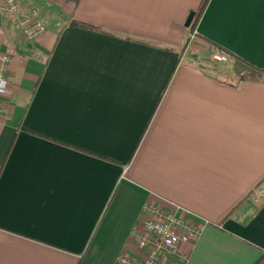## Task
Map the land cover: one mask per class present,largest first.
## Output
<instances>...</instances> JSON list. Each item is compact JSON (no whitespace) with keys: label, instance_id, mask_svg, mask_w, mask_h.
Masks as SVG:
<instances>
[{"label":"crops","instance_id":"0c3cea01","mask_svg":"<svg viewBox=\"0 0 264 264\" xmlns=\"http://www.w3.org/2000/svg\"><path fill=\"white\" fill-rule=\"evenodd\" d=\"M201 1L0 0V264H116L148 203L201 225L183 264H264V0H209L191 54Z\"/></svg>","mask_w":264,"mask_h":264},{"label":"built area","instance_id":"2783aa9c","mask_svg":"<svg viewBox=\"0 0 264 264\" xmlns=\"http://www.w3.org/2000/svg\"><path fill=\"white\" fill-rule=\"evenodd\" d=\"M20 6V0H6L5 7L14 13ZM20 24L30 36L45 29L40 18L30 14L22 16ZM188 35L193 39L196 30L190 29ZM231 53L224 47L216 46L211 50V58L217 62L229 60ZM10 54L0 48V99L10 88ZM201 232V225L188 220L178 209L164 208L157 203H148L144 207V216L131 232L135 239L138 253H121L116 264H183L186 259L182 244L196 238Z\"/></svg>","mask_w":264,"mask_h":264},{"label":"rangeland","instance_id":"374dc122","mask_svg":"<svg viewBox=\"0 0 264 264\" xmlns=\"http://www.w3.org/2000/svg\"><path fill=\"white\" fill-rule=\"evenodd\" d=\"M38 2V4L37 3H35L36 4V6H39V7H41V8H44L42 5V3L40 2V1H37ZM38 7V8H39ZM45 7H46V5H45ZM43 11H46V13H44V12H41L40 14H37V13H35V14H33V15H31L32 17H36V18H39L40 17V19H41V17H42V15L44 14L45 16H48V17H51V16H54L55 15V12H54V9H51V8H49L48 10H43ZM29 12H25L24 11V13H23V16H25L26 14H28ZM44 23V22H43ZM44 25L46 26V23H44ZM198 40H196V38H191L190 36H187V40H186V42H185V46H184V48H185V50H187V51H189V53L191 52V54L192 53H197V54H199V52L196 50V48H195V42H197ZM205 58H207V59H210V52H209V50H207V49H205V53H204V55H203Z\"/></svg>","mask_w":264,"mask_h":264},{"label":"trees","instance_id":"16d2710c","mask_svg":"<svg viewBox=\"0 0 264 264\" xmlns=\"http://www.w3.org/2000/svg\"><path fill=\"white\" fill-rule=\"evenodd\" d=\"M208 1L209 0H202L200 5L195 9V15H194L193 21L190 25V28L195 29L197 21H198L199 17L201 16V14L203 13ZM83 25H85V24H83ZM250 76H256V74L254 72H247V73L241 74L242 79L250 77Z\"/></svg>","mask_w":264,"mask_h":264},{"label":"water","instance_id":"95a60500","mask_svg":"<svg viewBox=\"0 0 264 264\" xmlns=\"http://www.w3.org/2000/svg\"><path fill=\"white\" fill-rule=\"evenodd\" d=\"M194 15H195V9H192V10L189 12V14H188V16H187V19H186V21H185V24H186L187 26H190V25H191V23H192V21H193V18H194Z\"/></svg>","mask_w":264,"mask_h":264}]
</instances>
